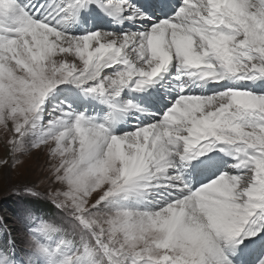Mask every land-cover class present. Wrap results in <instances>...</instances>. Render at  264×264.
<instances>
[{
    "label": "snow or ice",
    "instance_id": "snow-or-ice-1",
    "mask_svg": "<svg viewBox=\"0 0 264 264\" xmlns=\"http://www.w3.org/2000/svg\"><path fill=\"white\" fill-rule=\"evenodd\" d=\"M0 126V264H264V0H0Z\"/></svg>",
    "mask_w": 264,
    "mask_h": 264
},
{
    "label": "rangeland",
    "instance_id": "rangeland-1",
    "mask_svg": "<svg viewBox=\"0 0 264 264\" xmlns=\"http://www.w3.org/2000/svg\"><path fill=\"white\" fill-rule=\"evenodd\" d=\"M39 133H29L25 137V147H29L36 135ZM0 159H10L7 155V149L4 143H7L9 134L0 126ZM4 136V138H3ZM2 141V142H1ZM4 142V143H3ZM18 163L15 167L0 165V214L6 221L12 217L19 206V201L15 197L5 196L6 188L20 186L25 182L35 181L39 183L47 178V169L49 161L45 151L31 150L17 157Z\"/></svg>",
    "mask_w": 264,
    "mask_h": 264
},
{
    "label": "bare ground",
    "instance_id": "bare-ground-1",
    "mask_svg": "<svg viewBox=\"0 0 264 264\" xmlns=\"http://www.w3.org/2000/svg\"><path fill=\"white\" fill-rule=\"evenodd\" d=\"M0 136H1V135H0ZM3 138H4V136H3ZM1 142H2V141H1ZM3 143H4V142H3ZM3 149H4V150H5V149H7V148H6V144H5V143H4V148H3Z\"/></svg>",
    "mask_w": 264,
    "mask_h": 264
}]
</instances>
